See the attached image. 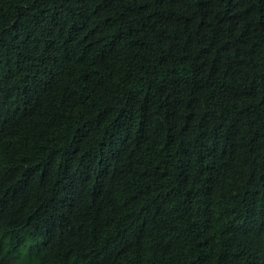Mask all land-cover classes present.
I'll list each match as a JSON object with an SVG mask.
<instances>
[{"label":"trees","instance_id":"obj_1","mask_svg":"<svg viewBox=\"0 0 264 264\" xmlns=\"http://www.w3.org/2000/svg\"><path fill=\"white\" fill-rule=\"evenodd\" d=\"M0 264H264V0H0Z\"/></svg>","mask_w":264,"mask_h":264}]
</instances>
